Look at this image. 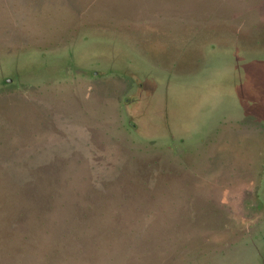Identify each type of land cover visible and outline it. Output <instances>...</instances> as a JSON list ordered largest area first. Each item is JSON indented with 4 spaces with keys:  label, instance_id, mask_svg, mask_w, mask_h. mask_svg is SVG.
I'll return each instance as SVG.
<instances>
[{
    "label": "rangeland",
    "instance_id": "374dc122",
    "mask_svg": "<svg viewBox=\"0 0 264 264\" xmlns=\"http://www.w3.org/2000/svg\"><path fill=\"white\" fill-rule=\"evenodd\" d=\"M258 27L264 0H0V182L52 208L0 264H263L264 103L218 82ZM187 50L218 63L184 74ZM42 54L61 68L5 81ZM140 79L230 99L149 134Z\"/></svg>",
    "mask_w": 264,
    "mask_h": 264
},
{
    "label": "water",
    "instance_id": "95a60500",
    "mask_svg": "<svg viewBox=\"0 0 264 264\" xmlns=\"http://www.w3.org/2000/svg\"><path fill=\"white\" fill-rule=\"evenodd\" d=\"M261 28L258 27L256 29L254 37L249 39L250 43L243 45L241 43L242 52L239 54V58L231 59L226 63V72L218 81L219 83L222 82L230 86L229 88L236 86V84H245L247 81L254 83L249 87L251 89L250 91L243 89L249 94L253 93V99H250L252 104L254 103L253 101L256 103H264V29ZM250 44L251 47H248ZM195 52L197 51L187 50L184 55L175 61L180 71L186 72L184 74H195L210 64L213 66L218 63H213L212 61L215 58L212 60V57H210L209 64H205L204 58L201 65L198 64L193 68L195 65L194 61L197 57ZM43 57H45V54H42L40 58L36 59L27 57L15 58V60L5 66L8 72L5 81L11 82L18 77L34 74V72L44 71L46 73L51 70L55 72V69L61 68V64L54 66V61H46ZM182 61L186 62L183 66L179 67L178 64ZM190 65L191 68L184 69ZM252 70L258 71V74L256 73L257 75L252 77V73L250 72ZM178 82L177 85L174 84L172 87H169L168 84L166 86L164 83H153V85L149 86V84H145L140 79L137 95L140 99L138 118L142 131L149 134L156 133V135L162 134L161 132H167L174 137L185 135L193 131V125L201 118H204L206 114H212L220 105L226 101L228 102L230 99V97H226L224 101H219L213 93L203 94L197 92L193 86L189 88L187 86L188 83L185 85L182 84L179 88L178 85L184 82L182 80H178ZM253 90L254 92H252ZM228 109L229 107L226 111ZM232 109L245 110V105L235 106ZM31 221L33 220L25 219V223H30ZM21 223H18V226L15 228L16 230ZM262 262L264 264V259H262Z\"/></svg>",
    "mask_w": 264,
    "mask_h": 264
},
{
    "label": "trees",
    "instance_id": "16d2710c",
    "mask_svg": "<svg viewBox=\"0 0 264 264\" xmlns=\"http://www.w3.org/2000/svg\"><path fill=\"white\" fill-rule=\"evenodd\" d=\"M22 176L23 174H20V177ZM14 182L15 187L0 182V232L4 234L0 238H3L5 243L10 242L9 240L14 237L9 231L15 230L19 222H25V219H39L41 216H46L52 209L51 204L46 206L36 204L32 200V191L27 190L22 182L17 180ZM61 206L66 207L64 204Z\"/></svg>",
    "mask_w": 264,
    "mask_h": 264
}]
</instances>
